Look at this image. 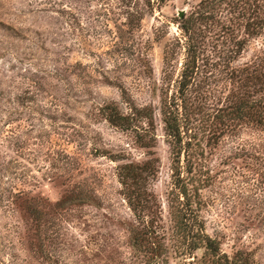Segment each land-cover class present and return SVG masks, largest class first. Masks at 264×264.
<instances>
[{
    "label": "rangeland",
    "instance_id": "1",
    "mask_svg": "<svg viewBox=\"0 0 264 264\" xmlns=\"http://www.w3.org/2000/svg\"><path fill=\"white\" fill-rule=\"evenodd\" d=\"M203 7L204 0H0V264H153L152 249L133 243L143 223L119 179L122 165L150 158L160 264H180L171 212L182 199L160 99L177 96L189 45L181 24ZM215 7L212 23L193 36L200 55L187 93L203 126L229 97L264 103V30L246 39L237 14ZM243 38L239 56L225 53ZM255 69L262 84L241 83ZM107 109L150 110L152 121L115 127ZM225 125L199 128V206L189 224L227 256L243 252L264 264V126L242 118Z\"/></svg>",
    "mask_w": 264,
    "mask_h": 264
},
{
    "label": "trees",
    "instance_id": "2",
    "mask_svg": "<svg viewBox=\"0 0 264 264\" xmlns=\"http://www.w3.org/2000/svg\"><path fill=\"white\" fill-rule=\"evenodd\" d=\"M204 0V7L196 14V19L191 21L186 19L182 22V30L188 35L189 45L187 47L186 60L178 83L177 96L173 95L170 99L167 95L160 99V115L163 124V131L168 142L172 156V179L174 181L177 198L182 199L172 207V217L175 221L174 236V253L180 264H251L248 256L243 252H236L233 257L222 253L219 243L204 234L201 227L189 224V216H196L193 206H199L197 202L198 188L195 185L196 165L193 160L199 155V142L197 134L199 128L203 126L202 122L196 123L197 120L192 118L193 104L187 97L189 91L194 92V79L196 76L197 60L199 58V49L194 43V38H198L199 31L203 26L212 23L215 18L214 14L218 7L224 4L230 8L232 13L237 14V18L243 21L244 34L246 39H252L258 36L259 32L264 30V0ZM262 2V6L261 3ZM203 3V2H201ZM262 10V18L259 12ZM236 38V37H235ZM245 38L235 42V48L225 51L230 57L234 58L240 55L244 45L248 42ZM167 56V55H166ZM167 62V57H166ZM264 65V60L260 61ZM257 64L254 63L251 70ZM197 69V70H196ZM256 69L251 73L242 75L241 83L248 84L250 79H257L262 84V78L255 76ZM262 74V73H261ZM264 78V76H263ZM254 91V88L252 89ZM262 92V87H261ZM252 93V92H250ZM107 121L115 127L127 129L135 118H147L152 121V112L150 110L135 111L132 116H122L116 111L106 110ZM217 114L212 115L210 125L204 124L202 128L213 127L214 124H225L234 119H248L250 122L264 126V103L260 105L257 101H248L246 95L237 100L228 98L227 105L217 110ZM214 128V127H213ZM191 134L187 137L188 131ZM217 134H214V136ZM183 157L185 164L184 170L181 166L180 159ZM156 159L150 158L141 164L128 163L119 168L120 183L124 188L127 203L133 211L135 217L143 223L142 229L133 233V243L136 245L149 246L152 250L153 264L164 262L163 245L159 242L163 240L157 233V227L154 225L153 217L157 216L154 208L156 204L151 199L148 192L149 183L152 182L156 175ZM186 175V176H182ZM182 176V177H181ZM182 205V208H181ZM147 213V216L145 215ZM149 217L150 220L145 224L143 217ZM149 248V249H150ZM201 251L200 257L195 252ZM189 259L191 261L184 262ZM183 261V262H182Z\"/></svg>",
    "mask_w": 264,
    "mask_h": 264
}]
</instances>
